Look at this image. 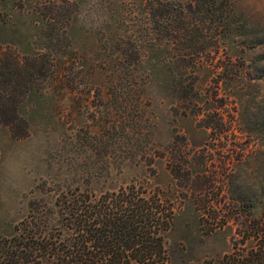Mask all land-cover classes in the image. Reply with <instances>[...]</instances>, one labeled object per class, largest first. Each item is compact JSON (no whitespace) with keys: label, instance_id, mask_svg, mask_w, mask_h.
I'll use <instances>...</instances> for the list:
<instances>
[{"label":"rangeland","instance_id":"rangeland-1","mask_svg":"<svg viewBox=\"0 0 264 264\" xmlns=\"http://www.w3.org/2000/svg\"><path fill=\"white\" fill-rule=\"evenodd\" d=\"M42 1L1 9L0 65L19 57L35 79L20 88L29 134L0 127V234L69 189L134 184L174 211L171 264H219L236 213L264 212V0H220L208 17L169 0L157 24L146 0H70L55 21Z\"/></svg>","mask_w":264,"mask_h":264},{"label":"trees","instance_id":"trees-1","mask_svg":"<svg viewBox=\"0 0 264 264\" xmlns=\"http://www.w3.org/2000/svg\"><path fill=\"white\" fill-rule=\"evenodd\" d=\"M5 1L0 0V20ZM69 1L45 0L41 4L49 6V18L55 21L64 14ZM179 1L190 9L206 5L202 15L208 17L215 13L220 0ZM225 1L231 6L230 0ZM167 2L146 0L150 24L161 21V10ZM191 12L194 14L183 7L180 13L191 26L187 35L194 30L204 42L205 32L212 28L194 23ZM50 31L55 33L56 27L47 34L52 37ZM211 37L213 43L219 42L217 35ZM38 59L34 56V61ZM2 68L0 65V127L6 125L14 136L25 137L29 125L19 106L32 88L35 72L19 57L13 58L8 71ZM23 85L29 88L21 91ZM55 205L57 210L52 213L31 208L15 225L12 235L0 234V264H171L164 236L174 211L158 191L149 192L134 184L101 193L77 187L62 192ZM236 214L239 227L232 250L219 264H264V212L259 216L246 211Z\"/></svg>","mask_w":264,"mask_h":264},{"label":"clouds","instance_id":"clouds-1","mask_svg":"<svg viewBox=\"0 0 264 264\" xmlns=\"http://www.w3.org/2000/svg\"><path fill=\"white\" fill-rule=\"evenodd\" d=\"M28 163L29 161L27 157L25 155H21L14 168H5V175L11 179L13 174H15L17 171L26 170L28 167Z\"/></svg>","mask_w":264,"mask_h":264}]
</instances>
